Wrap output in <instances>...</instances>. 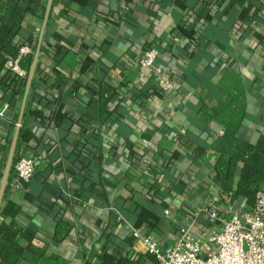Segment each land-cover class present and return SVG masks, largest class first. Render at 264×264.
<instances>
[{"label":"crops","instance_id":"crops-1","mask_svg":"<svg viewBox=\"0 0 264 264\" xmlns=\"http://www.w3.org/2000/svg\"><path fill=\"white\" fill-rule=\"evenodd\" d=\"M38 1L45 15L48 0ZM44 15L28 13L15 40L30 31L39 40ZM147 48L159 51L156 66L175 72L178 85L166 94L139 65ZM34 79L16 151L42 159L19 188L10 174L5 195L20 205L17 215L0 209V221L21 228L16 264H116V247L149 254L134 229L170 245L184 210L229 218L249 206L224 189L214 148L224 127L214 111L242 93L238 138L264 135V0H54ZM11 83L4 69L0 100L11 108L0 119V183L26 88L12 95ZM103 86L116 89L104 120ZM60 222L68 232L57 233ZM209 226L203 212L194 230L203 236Z\"/></svg>","mask_w":264,"mask_h":264},{"label":"trees","instance_id":"trees-1","mask_svg":"<svg viewBox=\"0 0 264 264\" xmlns=\"http://www.w3.org/2000/svg\"><path fill=\"white\" fill-rule=\"evenodd\" d=\"M187 0H176L179 7H184ZM28 13L38 15L40 18L44 15V6L38 0H0V74L5 69V63L10 58H14L19 53L22 45H29L36 49L38 44V36L34 35L32 31L24 42H17L15 39L22 31V25ZM33 54L26 55L22 60V66L28 72L32 63ZM26 78H20L17 75L12 76V95H17L21 89L26 86ZM37 83L33 80L30 96L35 94ZM116 89L111 86H103L100 88V113L102 120L107 119L110 112L106 109L107 104L114 97ZM0 103L1 100H0ZM214 115L219 119L224 127L223 134L214 143V148L220 153L218 161V170L225 180L224 189L229 193L243 195L246 198L248 205H254L257 200V193L264 189V135L252 143L250 141L240 139L237 136L238 127L246 115V101L242 93L229 94L223 101L216 104ZM26 128L21 130V137L19 139L18 148L22 143L23 134ZM23 157V154L16 151L14 165L16 161ZM14 168V167H13ZM13 171V169H12ZM239 173V175H238ZM238 175V176H237ZM11 176V175H10ZM13 176V172H12ZM11 176L10 184L13 179ZM237 177V183L234 184ZM10 184H8L6 193L9 191ZM25 182H21V186ZM5 204V205H4ZM20 210V205L8 199L5 195L4 203L1 212L5 216L15 217ZM58 227V234L62 229L69 231L70 226L65 228L67 223L60 222ZM67 227V225H66ZM60 228V231H59ZM21 228L15 221L7 223L0 221V264H16L18 259L22 256L25 247L17 242ZM27 238L32 240V235L25 232ZM29 249L34 250L37 254L38 248L30 242ZM121 247H116L114 252L118 255L116 264H138L145 256H152L149 254H139L138 260L131 259L129 251L122 250ZM106 253V252H105ZM112 254V256L114 257Z\"/></svg>","mask_w":264,"mask_h":264},{"label":"built area","instance_id":"built-area-1","mask_svg":"<svg viewBox=\"0 0 264 264\" xmlns=\"http://www.w3.org/2000/svg\"><path fill=\"white\" fill-rule=\"evenodd\" d=\"M34 53L31 46L22 45L17 56L6 61L5 70L12 76L26 78L28 70L21 62L26 55ZM159 55L156 48H147L138 61L151 72L154 89L166 94L177 87L178 80L171 68L156 66ZM10 108L8 102L0 104V119L6 117ZM38 159L42 157L23 156L16 161V188L21 187L22 181L30 182L34 178ZM203 212L209 215L210 226L202 236L195 232L194 226ZM181 216V226L169 251L157 236L134 229L133 234L142 242L146 253L155 257V260L143 258L138 264H264V189L257 193L254 205L235 211L229 218L207 208L187 209ZM138 257L139 252L132 253V260L137 261Z\"/></svg>","mask_w":264,"mask_h":264},{"label":"water","instance_id":"water-1","mask_svg":"<svg viewBox=\"0 0 264 264\" xmlns=\"http://www.w3.org/2000/svg\"><path fill=\"white\" fill-rule=\"evenodd\" d=\"M53 3H54V0H48L45 15H44V21H43V25H42L39 40H38V44H37V47H36V50H35V53H34V56L32 59V63H31L29 72H28L27 81H26V88H25L21 112H20V116H19V120H18V126L16 128V132H15V135H14V138H13V141L11 144V148L9 151L8 159L6 162L5 170H4L2 180L0 183V209L2 206L4 196L6 194V190H7L9 179H10V174H11L12 169H13L15 153H16V148H17L18 138H19V132H20L21 124L23 122V116L25 113V109H26L28 97L30 94L31 86H32V83H33V80L35 77L36 70H37V66H38V62H39V58H40V53L42 50V42H43L44 32H45V28L47 26L48 20L50 18ZM170 247L171 246L168 244L164 245V249L166 251H169Z\"/></svg>","mask_w":264,"mask_h":264},{"label":"clouds","instance_id":"clouds-1","mask_svg":"<svg viewBox=\"0 0 264 264\" xmlns=\"http://www.w3.org/2000/svg\"><path fill=\"white\" fill-rule=\"evenodd\" d=\"M0 115H2V113H0Z\"/></svg>","mask_w":264,"mask_h":264}]
</instances>
